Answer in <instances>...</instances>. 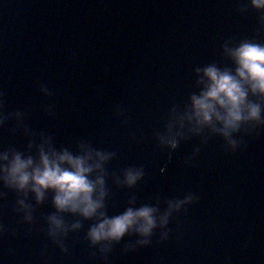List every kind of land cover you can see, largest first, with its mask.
I'll list each match as a JSON object with an SVG mask.
<instances>
[{
	"label": "water",
	"instance_id": "95a60500",
	"mask_svg": "<svg viewBox=\"0 0 264 264\" xmlns=\"http://www.w3.org/2000/svg\"><path fill=\"white\" fill-rule=\"evenodd\" d=\"M237 5L238 0H0V91L7 110L24 111L25 124L51 135L58 148L75 151L76 142L86 139L116 151L110 172L144 166L145 179L136 189L109 179V215L124 211L130 191L139 197L137 206L155 203L157 195L200 197L173 218L167 241L157 243V233L152 246L129 253L122 242L105 262L91 257L83 239L91 221L70 236L64 254L42 230L43 217L55 211L51 193L37 207L36 230L29 234L12 211L16 193L0 184L7 193L0 199V222L18 229L16 237L0 239V264H264V132L246 136L247 148L237 152L225 151L222 138L212 137L192 165L185 158L199 137L181 142L169 160L153 136L169 108L197 90L194 68L223 63L225 39L258 36L264 42V33L255 32V11L241 14ZM42 84L55 95L42 93ZM117 105L126 110L127 125L116 115ZM14 128L15 120L0 127V150L27 149L31 137Z\"/></svg>",
	"mask_w": 264,
	"mask_h": 264
},
{
	"label": "clouds",
	"instance_id": "9594fccd",
	"mask_svg": "<svg viewBox=\"0 0 264 264\" xmlns=\"http://www.w3.org/2000/svg\"><path fill=\"white\" fill-rule=\"evenodd\" d=\"M237 10L241 14L255 11L258 18L255 32L264 33V0H238ZM221 49L223 63L196 66L193 87L197 90L190 91L183 104L172 105L162 118L163 126L153 130L169 160L181 142L193 137H199L200 144L185 158L188 165L197 160L212 137L222 138L225 151L237 152L247 148L246 136L264 132V42L258 36H232L223 41ZM40 91L49 97L55 95L46 84L41 85ZM5 96L0 91V127L15 120L17 128L12 131L23 128L31 139L26 150L13 145L0 150V184L16 193L12 211L19 215L20 223L29 226V234L36 230L37 207L44 205L51 193L55 211L43 217L42 230L62 253L69 254L67 241L73 233L84 229L85 221L92 222L83 236L92 249L90 255L105 262L122 242L125 253L152 246L157 233L156 242L162 243L170 238L173 218L187 213L189 206L200 199L193 192L182 198L162 199L157 195L155 203L137 206L139 197L130 191L124 211L109 215L108 200L112 194L109 179L119 188L136 189L145 179L144 166L132 164L120 173L110 172L107 165L118 153L97 148L86 139L76 142L75 151L58 148L51 135L36 133L25 124L24 111H8ZM47 109L50 115L55 114L54 105H48ZM115 111L118 117H123L121 124L127 125L126 110L117 105ZM133 139L137 143L143 141L135 134ZM6 196V192L0 191V199ZM67 216L74 219L69 221ZM17 235V228L0 222V239ZM47 247L45 244L42 257H46ZM8 254L14 255V250L9 248Z\"/></svg>",
	"mask_w": 264,
	"mask_h": 264
}]
</instances>
